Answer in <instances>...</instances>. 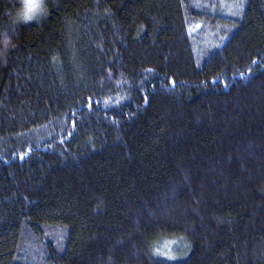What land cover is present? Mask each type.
Here are the masks:
<instances>
[{"label": "trees", "instance_id": "1", "mask_svg": "<svg viewBox=\"0 0 264 264\" xmlns=\"http://www.w3.org/2000/svg\"><path fill=\"white\" fill-rule=\"evenodd\" d=\"M18 7L0 264H264V0Z\"/></svg>", "mask_w": 264, "mask_h": 264}, {"label": "clouds", "instance_id": "2", "mask_svg": "<svg viewBox=\"0 0 264 264\" xmlns=\"http://www.w3.org/2000/svg\"><path fill=\"white\" fill-rule=\"evenodd\" d=\"M18 4L19 7L14 13V23L16 24L38 22L48 12V0H18ZM5 43H10L7 37H5ZM6 51V47L0 50V58L6 56Z\"/></svg>", "mask_w": 264, "mask_h": 264}]
</instances>
